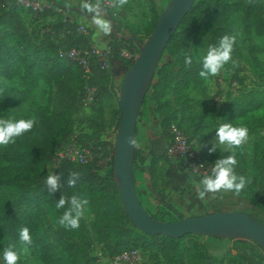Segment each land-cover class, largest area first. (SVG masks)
Segmentation results:
<instances>
[{
	"label": "rangeland",
	"instance_id": "1",
	"mask_svg": "<svg viewBox=\"0 0 264 264\" xmlns=\"http://www.w3.org/2000/svg\"><path fill=\"white\" fill-rule=\"evenodd\" d=\"M89 1L92 0H70L68 2L59 0L58 2L72 8L82 9L89 14L97 8H90L87 3ZM164 1L166 0H128L124 6L116 7L113 6V0H94L96 6H104L112 12L119 28L118 33L123 36L134 35L139 42H143L147 38L146 33L155 23L156 16L164 8ZM225 1L234 2V0ZM107 2H111L112 5H108ZM197 2L201 4L202 0ZM11 3H16V1L0 0V28L2 30L10 29L13 26L11 16L14 9L10 6ZM40 4L42 7L45 3L41 0ZM203 4H201L196 15L198 24L195 35L183 58L185 59L186 55L191 56L192 65L197 67L201 64V59L209 45H215L222 36L230 35L235 36L232 60L224 66L218 75L222 77L221 82L217 80V76L209 77L207 80L202 79L199 73L197 79L194 80L186 75L187 80L181 82L182 75L189 72V67L185 65L184 59L178 62L163 52L160 66L167 64L165 79L159 81L157 89L155 88L153 94L148 96L141 112L143 117L146 110H149L148 114L151 115L150 120L153 122L150 123L146 133H142V124L139 125L138 123L137 127V135L141 133L137 138L140 145L137 148L139 152L137 161L139 166L144 169L148 168L152 174L151 179L146 172L138 174L141 200L149 214H158L163 221H175L181 217L207 214L210 211L209 204L213 199H198L195 188V182L202 177L193 175L187 166L176 162L177 159L164 157L167 150L165 132L172 125L181 127L194 148L202 154L204 161L213 166L217 159L231 153L224 152L221 148L209 154L210 141L214 139L215 131L221 124L231 123L234 127L248 129L247 142L235 151L237 160L235 172L238 176H244L249 182L238 196L231 192L217 193L221 196L230 195L236 203L232 206L223 205L221 210L250 211V209H254L259 212L264 222V208H262L264 205L261 206L258 202L262 170L264 174V105L241 115L233 114V107L231 106V100L239 93V90L264 88V0H260L259 17L255 22L250 23L248 28L245 27L243 15L239 8L228 10L225 16L229 26L228 32H221L215 40H212V33L218 28L219 23L208 13ZM15 12L33 40H39L47 35L53 39H61L62 34L56 35L53 30H50L51 26L55 24V18L51 17L53 13L39 12L34 14L18 8ZM69 13L66 12L70 16V20L76 21L73 18L74 15ZM59 16L62 17V13ZM76 22L87 27L83 21ZM109 28L111 30L110 24ZM109 39L110 32H107L103 45L95 43L91 45L99 49H106ZM118 45L124 56L130 57L132 54H134V58L137 56L138 50L133 47V43L124 39L119 40ZM108 60L109 74L107 76L106 74H96L94 80L90 76H84L86 86L95 90H91L90 93L93 99L83 100L87 93L89 95V91L85 89L84 96L79 101L78 108L73 115L72 131L58 147V149L67 146L83 148L90 153L91 158L92 150H99L95 151L97 152L96 165L101 167V173L109 168L108 155L113 149L119 115L118 92L127 69L120 61L109 58ZM170 62L174 64L170 65ZM0 88H11L18 91L22 89V85L17 79L9 80L0 76ZM57 101L58 92L55 84L53 82L46 83L41 79L24 98H17L14 101L0 99V119L18 120L35 116L37 123L30 132L23 135L28 136L31 141H35V137L43 133L40 120L36 115L37 109L42 107L47 116L53 117ZM100 113L102 121L96 122ZM55 167L52 166V163L50 164L49 174H52V169ZM43 184L45 186L44 181ZM155 196H158L161 201L157 200ZM163 203L169 204L170 207ZM152 214L150 215L154 217ZM82 218L87 228L92 231L94 215L88 205L85 206ZM195 239L210 256L217 260L218 264H264V259L260 257L262 251L253 244H251V249H247L229 239L205 236H199ZM183 241L187 246L185 263L203 264V261L196 259V249L191 245L190 238L185 237ZM5 242L4 238L0 236V264H4L2 254L5 249ZM17 251H19V246ZM139 253L140 264H172L158 250H139ZM91 254L96 258L97 264H112V260L116 256H111L109 251L102 247V242L97 240L94 232L92 233ZM18 264L43 263L38 251L31 246L29 254H21Z\"/></svg>",
	"mask_w": 264,
	"mask_h": 264
},
{
	"label": "trees",
	"instance_id": "2",
	"mask_svg": "<svg viewBox=\"0 0 264 264\" xmlns=\"http://www.w3.org/2000/svg\"><path fill=\"white\" fill-rule=\"evenodd\" d=\"M197 1L183 17L166 44L164 53L173 57L175 61H182L189 50L190 42L195 35L198 24L196 15L203 2H205L203 5L207 8L208 13L219 23L218 28L212 33V40H215L221 32H228L229 26L225 17L228 10L239 8L246 28L249 27L250 23L255 22L260 15V0H234V2L202 0L201 4ZM39 2L41 3V0ZM43 2L45 4L39 12L53 13L51 17L55 18L56 25L53 24L50 30H53L56 35L62 34L61 39H53L47 35L39 40H33L19 16L17 17L15 14L16 8L23 9L22 6L16 3L10 4L14 9L11 16L13 26L5 30L0 28V76L9 80L17 79L22 85V89L18 91L11 88H0V99L14 101L17 98H24L41 79L46 83L53 82L58 92V101L53 117L47 116L45 109L42 107L36 111L43 129L42 135L36 136L35 141H31L28 136L22 135L15 140V143L9 144L7 147H0V236L6 241L4 248H7L10 243H16L19 230L27 227L32 237L31 246L38 251L43 264H97L96 258L91 254L92 233L94 232L97 240L102 242V247L109 251L111 256L132 250H158L172 264H186L184 258L187 246L183 240L185 237H189L192 242L191 245L196 249V259L203 261V264H218L217 260L210 256L196 241L195 238L199 235L187 234L181 238L149 235L130 223L122 208L113 178V149L108 155L109 168L104 173H101V167L96 165L97 152L95 151H99L97 149L92 150V158L86 164L68 161L58 164L52 169V174H63V186L57 192L49 195L43 181L49 174V166L58 151V147L72 131L73 115L78 108L79 101L84 96L86 86L81 66L69 58L59 57L58 50L85 49L91 43L88 38L89 28L86 27L87 34L78 32L79 23L70 20V16L66 14V12H70L69 14L72 15L74 12L72 7L55 0H43ZM164 2L163 5L165 6L168 0ZM23 10L25 11V9ZM105 10L109 13L110 19L117 27L118 32L119 28L115 23L112 12L107 8ZM75 11L82 14L86 13L82 9ZM59 13H62V17L59 16ZM154 24L151 25L146 35L153 31ZM109 32L110 39L107 42L108 58L122 62L128 68L134 60V54L130 57L124 56L118 45L119 40L124 39L115 38L111 30ZM129 36H133L137 40L134 35ZM127 41L133 43V47L137 48L133 40ZM161 62L162 57L142 106L148 96L153 94L154 89H157L159 81L165 79L167 64L160 66ZM173 64V62H170V65ZM189 69L188 73L182 75L181 82L187 80L186 75L194 80L197 79L201 64L197 67L191 64ZM96 74H106L107 76L109 68H100L96 60L92 58L90 75L92 80H94ZM263 105L264 88L239 90V93L231 100L232 113L237 115L253 111ZM141 112L142 107L140 114ZM97 121H102L101 113L96 118ZM137 132L136 127V141L139 135H137ZM167 135L166 129L165 136L167 137ZM138 153L137 148H135L134 178L139 201L144 207L141 200L138 174L146 172L150 175V179L152 174L148 171V168L144 169L139 166ZM164 157L168 159L166 155ZM73 171L80 173V179L74 187H68L65 181L69 173ZM262 171L258 199L261 206L264 205V174ZM73 195L89 201L88 206L94 215L92 231L87 228L83 218H81L79 227L76 229H67L58 223L65 209L58 210L55 207L56 202L61 196L70 198ZM216 195L219 198L216 197L211 201L208 213L222 211L221 206L226 204L231 206L236 204L230 195ZM155 197L161 201L158 196ZM163 204L170 207L169 204ZM144 209L146 208L144 207ZM146 211L149 212L147 209ZM242 212L254 216L264 224L257 210L250 209V211L245 210ZM152 215L153 218L163 221L160 215ZM232 241L247 249H251V244L257 246L262 251L260 257L264 259V250L258 243L252 240Z\"/></svg>",
	"mask_w": 264,
	"mask_h": 264
},
{
	"label": "water",
	"instance_id": "3",
	"mask_svg": "<svg viewBox=\"0 0 264 264\" xmlns=\"http://www.w3.org/2000/svg\"><path fill=\"white\" fill-rule=\"evenodd\" d=\"M196 0H168L158 15L153 31L143 42L118 33L109 13L100 6L115 38L133 40L138 54L122 78L118 104L119 115L112 153V172L122 208L130 223L149 235L181 238L199 235L212 238L258 243L264 250V224L242 211H217L175 221L153 218L139 201L134 178V151L126 142L135 139L137 119L166 44Z\"/></svg>",
	"mask_w": 264,
	"mask_h": 264
},
{
	"label": "clouds",
	"instance_id": "4",
	"mask_svg": "<svg viewBox=\"0 0 264 264\" xmlns=\"http://www.w3.org/2000/svg\"><path fill=\"white\" fill-rule=\"evenodd\" d=\"M128 3V0H113V6L122 7ZM91 10V9H90ZM94 23L100 31L107 33L110 31L109 24L105 20L95 19ZM235 43V36L224 35L215 45H209L206 53L201 59V71L199 76L207 80L209 77H215L220 74L226 64L232 60V51ZM184 63L191 66L192 58L186 55ZM37 123L35 116L28 119H0V147H6L15 143V140L25 133L30 132ZM248 140V129L245 127H234L231 123L221 124L215 131V137L210 141L211 147L208 148L209 154L223 149L224 152L231 153L223 158L217 159L210 174L204 175L199 181L195 182L197 198L215 199L217 193H233L239 195L249 182L244 176L237 175L235 167L237 160L235 151L244 145ZM131 148H139V143L134 138L127 141ZM62 173L49 174L44 180L46 190L49 195L62 188ZM80 179V173L70 172L65 183L68 187H74ZM87 199H81L73 195L70 198L61 196L56 202L55 207L65 209L58 223L67 229H76L84 214L85 206L88 205ZM32 245V237L27 227L21 228L18 232L16 243H10L4 249L2 257L4 264H18L21 254L27 255ZM19 246V251L17 247Z\"/></svg>",
	"mask_w": 264,
	"mask_h": 264
},
{
	"label": "built area",
	"instance_id": "5",
	"mask_svg": "<svg viewBox=\"0 0 264 264\" xmlns=\"http://www.w3.org/2000/svg\"><path fill=\"white\" fill-rule=\"evenodd\" d=\"M16 3L23 7L26 11L37 14L41 9V4L39 0H14ZM107 4L112 5L111 2H107ZM78 32L87 34V28L80 25L77 28ZM108 53L109 49H99L93 45H90L85 49H68L58 50L59 57H66L73 61H76L83 70L84 76L91 75V61L94 58L99 64L100 68L108 67ZM222 77L217 75V80L219 82L222 81ZM85 86V89L89 91V95H85L83 100H91L93 96L90 95L92 91H95L91 87ZM91 88V89H90ZM92 90V91H91ZM168 135L166 137V156L168 158H175L177 160H181L185 162L187 168L193 175H198L203 177L204 175L210 174L211 168L213 167L211 164H207L204 161L202 154L199 150L194 148V145L190 141L189 137L185 134V131L179 127L172 125L167 130ZM91 160V155L88 151L83 148H78L76 146L71 147H62L58 149L55 153V156L52 160V166L55 167L61 162L68 161L79 164H86ZM50 172V170H49ZM140 253L139 250H132L129 252H122L117 254L113 260L112 264H140Z\"/></svg>",
	"mask_w": 264,
	"mask_h": 264
},
{
	"label": "crops",
	"instance_id": "6",
	"mask_svg": "<svg viewBox=\"0 0 264 264\" xmlns=\"http://www.w3.org/2000/svg\"><path fill=\"white\" fill-rule=\"evenodd\" d=\"M55 1L58 2L59 0H55ZM64 1L68 2L70 0H64ZM73 1H75V0H73ZM87 3H88V6L90 8L97 7L96 10L99 8L98 6L95 5L94 0L89 1ZM73 10H74V12L72 13V15H74L73 18L76 21H83L85 23V25L89 28L90 32H89L88 38H89L90 43L91 44L95 43L97 45H103V41L105 40L106 33L100 31L99 27L94 23V21H95V19H101V20L104 19L105 21L108 22L106 16L104 14H102V12L95 13V14L94 13L82 14V13H77L75 10H78V9H76V8H73ZM108 24H109V22H108ZM148 111L149 110H146V113L143 115V117H142V114H139V116H138L139 117V121L137 119L136 127H138V123H139V125L142 124L141 125L142 133H146L149 130L150 123L153 122V121L150 120L151 119L150 118L151 115L148 114ZM140 121H142V123H140ZM139 135H141V133H139ZM176 162L182 163L184 166H186L185 162H183L181 160H178ZM216 197H217V195H216ZM217 198H219V197H217ZM211 203L212 202H210V204ZM210 204H209V206H210Z\"/></svg>",
	"mask_w": 264,
	"mask_h": 264
}]
</instances>
